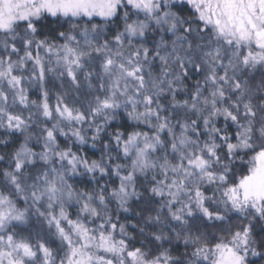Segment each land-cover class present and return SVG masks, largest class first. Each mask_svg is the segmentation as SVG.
<instances>
[{
	"label": "snow or ice",
	"instance_id": "1",
	"mask_svg": "<svg viewBox=\"0 0 264 264\" xmlns=\"http://www.w3.org/2000/svg\"><path fill=\"white\" fill-rule=\"evenodd\" d=\"M0 264H264V0H0Z\"/></svg>",
	"mask_w": 264,
	"mask_h": 264
}]
</instances>
